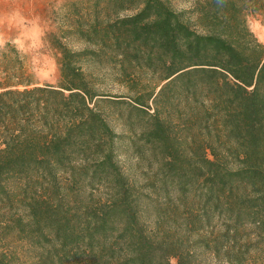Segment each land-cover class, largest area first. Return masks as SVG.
Returning <instances> with one entry per match:
<instances>
[{
  "label": "trees",
  "instance_id": "trees-1",
  "mask_svg": "<svg viewBox=\"0 0 264 264\" xmlns=\"http://www.w3.org/2000/svg\"><path fill=\"white\" fill-rule=\"evenodd\" d=\"M83 1V21L73 6L78 22L44 37L56 84L0 46V238L31 246V264H197L201 250L242 262L241 230L264 244V43L246 22L264 0ZM90 61L129 99L105 97ZM124 138L139 180L117 161ZM18 258L0 247V264Z\"/></svg>",
  "mask_w": 264,
  "mask_h": 264
},
{
  "label": "rangeland",
  "instance_id": "rangeland-1",
  "mask_svg": "<svg viewBox=\"0 0 264 264\" xmlns=\"http://www.w3.org/2000/svg\"><path fill=\"white\" fill-rule=\"evenodd\" d=\"M77 1V2H76ZM175 9L186 8L191 0H170ZM85 1L83 0H0V46L6 41L13 44L23 58L25 72L38 83L56 84L59 79V69L56 63L55 50L44 41L47 32L53 31L61 34V30L84 20L81 17L85 13ZM79 10L78 17L74 14V7ZM85 16V15H84ZM248 28L254 36L264 43V9L248 11L246 15ZM73 49L90 47L78 37L76 33L68 34L62 39ZM86 70L95 75V86L106 93L105 97L114 99H129L127 89L117 82L112 75L111 65L106 62L90 61L86 63ZM98 107L103 112L110 125L117 131L120 130L117 109L114 104L99 102ZM128 146L126 138L118 142L117 161L121 168L139 178V164L137 158ZM250 237L248 251L242 262L233 263L222 256H215L212 252L202 251L196 257L197 264H264V244L256 239V230H241ZM10 247L18 254L21 264H31L34 259V250L25 241L19 240L13 235L5 234L0 238V247ZM175 257L170 258L172 264Z\"/></svg>",
  "mask_w": 264,
  "mask_h": 264
}]
</instances>
